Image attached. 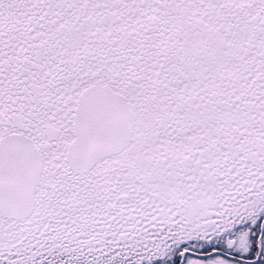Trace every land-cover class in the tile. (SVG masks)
Listing matches in <instances>:
<instances>
[{
  "label": "snow or ice",
  "instance_id": "1",
  "mask_svg": "<svg viewBox=\"0 0 264 264\" xmlns=\"http://www.w3.org/2000/svg\"><path fill=\"white\" fill-rule=\"evenodd\" d=\"M0 264H264V0H0Z\"/></svg>",
  "mask_w": 264,
  "mask_h": 264
}]
</instances>
